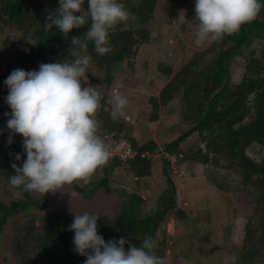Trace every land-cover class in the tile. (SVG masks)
Wrapping results in <instances>:
<instances>
[{"label": "rangeland", "instance_id": "1", "mask_svg": "<svg viewBox=\"0 0 264 264\" xmlns=\"http://www.w3.org/2000/svg\"><path fill=\"white\" fill-rule=\"evenodd\" d=\"M9 20V15L0 11V76L9 75L17 68L26 71L36 69L34 63L18 66V57L25 54L29 47L32 49L35 46H31L28 36H24L21 46L19 42L24 31L19 27L15 29ZM136 20L135 15H130L127 20L129 24L126 21L125 28H138ZM27 25L25 32L30 30ZM197 25L194 0H183L181 5L158 0L151 19L144 26L149 34L147 43H140L131 49L135 50V57L117 62L111 69L107 68V78L105 72L89 56L88 73L82 78V83L98 87L105 105L102 108L111 112L113 97L117 94L126 96L129 100L125 114L117 118L124 136L115 140L105 134L100 120L96 119V114L101 111L100 100V106L94 115L99 122L97 134L101 138L106 136L108 145L116 144L117 149L109 146L119 154H123L121 140L129 143L128 140L133 138L141 143L153 141L156 144L152 152L145 154L151 162L150 176L137 180L128 171L127 161H120L107 176V184L111 188L110 192L121 191L129 196L130 203L131 200L139 199L134 201V207L138 217L144 218L160 210L159 197L169 192L167 179L172 182L175 206L164 215L153 235L155 252L159 256L162 254L165 264H229L226 259L229 255L236 256V264H264V233L261 228L264 219L260 209L264 208V197L262 203L255 207L252 200L247 198L246 191L241 189L238 173L228 169L223 160L215 165L192 162L191 154L196 153L197 149H204V142L197 133L181 141V154L164 151L166 144L185 134L193 125L185 91L181 90L167 104L159 105L156 121L142 119L144 115H151V109L145 105L146 98L152 95L158 97V89L169 81V77L161 70H173L188 46H214L212 52L201 59L195 69L196 74L188 78L185 84L189 86L206 81V68L221 50L224 36L220 40L197 43ZM261 44L259 38H254L249 47H246L248 49L240 48L228 61L226 66L230 86L240 83L245 75L244 66L248 62L250 50L258 56ZM229 45L230 42L227 43ZM83 55H87L85 51L76 53L74 58H69L66 62L71 63L77 56ZM7 94V88L0 89V102L6 103ZM252 99L253 96L248 97L247 106H251ZM252 116L253 111L245 121H249ZM246 155L254 162L262 163L264 147L253 144L246 150ZM166 161L167 174L164 175ZM102 168L96 171L88 184L82 181L74 183L85 188L97 185L105 176ZM213 180L220 185L219 188ZM128 207L126 203L122 208L126 211ZM177 210L182 212L184 219L177 218Z\"/></svg>", "mask_w": 264, "mask_h": 264}, {"label": "clouds", "instance_id": "2", "mask_svg": "<svg viewBox=\"0 0 264 264\" xmlns=\"http://www.w3.org/2000/svg\"><path fill=\"white\" fill-rule=\"evenodd\" d=\"M84 3L85 0H58L56 14L48 15L44 28L55 26L68 34L88 25L83 38L73 36L71 45L87 50L91 41L97 55H106L111 51L110 30L126 22L130 13L121 0H87L85 16ZM262 7L261 0H194L197 43L239 32L243 24L256 19ZM89 63L87 55L77 56L71 63H41L38 69H14L4 80L8 89L5 102L11 110L5 113L6 126L11 134L22 136L26 154L22 166L12 163L14 174L9 180L21 192L41 196L63 192L74 181L88 184L109 160L110 146L97 134L99 122L94 118L101 93L97 86L82 83ZM128 104L126 96L115 95L111 117L123 116ZM8 143H12L11 135ZM15 160H21L20 153ZM99 217L98 213L73 212L68 226L74 232L73 251L86 257L83 264H165L150 237L141 240L139 246L124 237L106 242L98 232ZM226 259L236 264L235 255Z\"/></svg>", "mask_w": 264, "mask_h": 264}, {"label": "trees", "instance_id": "3", "mask_svg": "<svg viewBox=\"0 0 264 264\" xmlns=\"http://www.w3.org/2000/svg\"><path fill=\"white\" fill-rule=\"evenodd\" d=\"M158 0H132L130 6L126 7L130 15L137 17L138 28H125L123 23L117 24L114 29L110 30L109 39L111 51L107 53L106 60L112 62L121 61L124 58L131 59L135 57V50L132 47L140 43H147L149 34L144 26L149 22L152 16L154 6ZM175 4H182L183 0H163ZM3 14L9 15V18L17 16L12 10L3 9ZM129 15V17H130ZM261 16V12L257 17ZM264 16V15H263ZM254 19L251 22L243 24L239 32L232 35H225L221 42V50L216 57L207 66L204 78L206 81L192 85H186V80L193 77L195 69L199 66L201 59L212 52L213 45L205 46H188L185 49L183 57L176 67L171 70L166 68L161 72L169 77V81L162 88L158 89V97L148 96L146 104L151 109V115L144 114L143 120L154 122L157 117V109L159 105H165L171 101L181 90L185 91L186 103L188 110L192 112L191 122L193 125L183 135L166 144L164 151L170 154H181L179 145L181 141L193 133H197L200 140L204 142V149H197L196 153H192L190 159L202 165L217 164L220 160L228 169L238 173L241 182V189L246 191V196L251 199L254 206L260 205L264 197V161L256 163L246 155V150L251 145L256 144L264 147V80L257 77L255 80H246V77L239 84L230 86L228 82L227 64L235 53L242 47H246L252 38L264 39V24ZM129 24V21H127ZM144 24L141 27L140 24ZM87 26L82 27L81 37L87 30ZM80 34L79 29H75ZM230 42L231 45L227 46ZM42 58L33 56L28 52L25 56L17 60L18 65L29 62L36 64V69ZM8 75L0 76V89L7 88L4 80ZM108 78V75H107ZM253 93L251 106H247L246 100ZM198 98H200L198 100ZM103 99H101V111L96 114V119L100 120L101 127L104 128L105 134L110 139L115 140L123 135L121 123L117 119H113L110 111L104 110ZM253 111V116L249 121L246 118ZM143 112V111H142ZM106 136H103L105 141ZM107 140V139H106ZM129 144L135 151L134 157L127 160L128 171L133 178L137 180L150 176L151 162L145 154L152 152L156 148L153 141L141 143L139 140L130 138ZM106 142V141H105ZM215 157V158H213ZM213 159V160H210ZM120 160L116 157L111 158L102 166L104 177L99 181L100 185L106 186L107 176L117 167ZM165 162L163 174L166 175ZM215 186L220 187L215 180ZM169 192L159 197L160 217L164 213L171 211L175 206L174 186L167 179ZM243 194V193H242ZM258 208V207H257ZM261 214L264 219V208L261 207ZM258 209V210H260ZM177 218L184 219L180 210L176 211ZM124 219L126 225L134 226L136 224L147 226L150 220H139L136 223L133 207L125 212ZM261 228L264 233V220L261 222ZM138 230V229H137ZM251 264V263H248Z\"/></svg>", "mask_w": 264, "mask_h": 264}, {"label": "flooded vegetation", "instance_id": "4", "mask_svg": "<svg viewBox=\"0 0 264 264\" xmlns=\"http://www.w3.org/2000/svg\"><path fill=\"white\" fill-rule=\"evenodd\" d=\"M131 1L121 0V3L128 7L133 3ZM261 2L264 4V0ZM58 6V0H0L1 12L3 9H7L17 14L9 21L15 29L19 27L21 31H24L19 44L22 46L24 36H28L31 46H35L32 49L29 47L25 54L18 57V60L31 52L33 56L42 58L39 65L41 63L66 62L69 58H74V54L85 51L88 56L94 59L96 66L105 72V77L109 76L107 68L111 69L117 62L106 60L105 55H97L91 41H89L87 50H77L71 45L73 36L80 35L81 37L83 34L82 28L79 29L80 34L75 31V28L68 34L61 33L55 26L51 29L44 28L46 20L42 21L41 18L43 16L47 18L48 15L54 16L56 14L54 10ZM82 7V14L88 16L87 0ZM260 12L261 16L257 17V20L264 24V7ZM125 24L127 22H123V25ZM26 25L30 29L28 32H25ZM140 25L144 26L143 23ZM259 29L264 31V27ZM258 38L262 42L258 56H255L253 50H250L248 62L244 66L245 75L243 77H246L247 81L255 80L257 77L264 80V39ZM253 40L254 38L250 39L251 42L246 47H249ZM124 60L126 58L121 61ZM24 64L18 66L21 67ZM249 96H253V93ZM5 113H10V108L6 103L0 102V264H83L86 257L73 251L74 232L68 230L73 216L56 210L57 205L64 203L61 202L63 199H58V196H53L51 193L39 196L21 192L9 183L10 177L14 174L12 163L15 162L17 166H22L26 154L22 150V136L11 134L7 129L8 117L5 116ZM10 135L12 143L9 144ZM17 153L21 154L19 161L15 160ZM71 186L85 199L90 198L101 187H104L107 192H110L111 189L108 184L106 186L97 184L85 188L73 182ZM54 197L58 199V201L55 199L56 205L53 202ZM136 200L139 199L131 200V203L127 202L129 207H133L136 223H139L141 219H148L150 224L147 226L126 225L124 221L126 214H123L122 211H128L129 207L124 211L122 207L126 203L118 205L113 214L100 215L98 220V232L106 242L109 239L124 237L132 244L139 246L145 237L153 239L156 227L166 213L162 215L161 219H159L160 211L154 215L140 218L136 207H134ZM91 212L96 213L95 211ZM127 247L126 244L125 248Z\"/></svg>", "mask_w": 264, "mask_h": 264}, {"label": "water", "instance_id": "5", "mask_svg": "<svg viewBox=\"0 0 264 264\" xmlns=\"http://www.w3.org/2000/svg\"><path fill=\"white\" fill-rule=\"evenodd\" d=\"M42 21L46 20V16H43ZM53 194V196H58V199H63L64 202L62 204L57 205L56 210L59 212L66 214L68 216H73V212L84 213L95 211L100 215H110L113 214L115 207L118 205L125 204L130 201V197L124 194L121 191L116 192H107L104 187L96 190L93 195L85 199L83 198L72 186H66L63 192H49V194ZM59 194V195H56ZM60 197V198H59ZM56 197H54V204ZM70 209L73 211H70Z\"/></svg>", "mask_w": 264, "mask_h": 264}, {"label": "built area", "instance_id": "6", "mask_svg": "<svg viewBox=\"0 0 264 264\" xmlns=\"http://www.w3.org/2000/svg\"><path fill=\"white\" fill-rule=\"evenodd\" d=\"M121 145H122V149H123V154L122 153H118V152H114L115 150H111L112 148H110V158H118L120 161H127L128 159L134 157L135 155V151L131 148L130 144L127 141H123L121 140ZM110 146L113 147V149H117V145L115 144V146L109 144Z\"/></svg>", "mask_w": 264, "mask_h": 264}]
</instances>
